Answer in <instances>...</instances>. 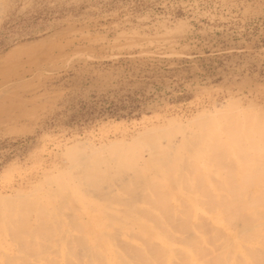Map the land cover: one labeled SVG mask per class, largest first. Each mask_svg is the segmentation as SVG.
<instances>
[{
	"label": "rangeland",
	"instance_id": "rangeland-1",
	"mask_svg": "<svg viewBox=\"0 0 264 264\" xmlns=\"http://www.w3.org/2000/svg\"><path fill=\"white\" fill-rule=\"evenodd\" d=\"M198 114L203 116L193 122ZM233 115L240 117L241 134L251 140H244L247 147L242 144L241 148L246 152L244 156L250 157L248 161L241 151V163L247 162L242 165L248 168L242 167L246 170L242 182L252 174L248 190L256 187L253 174L264 172V167L257 168L258 160L264 158L253 154L254 147L261 144L260 130L264 133V129L255 127L264 122V0H0L1 224L2 210H9L4 223L12 227L20 217L27 216L21 206H29V201L37 205L38 200L39 206L32 205L35 211L36 207L40 211V204L57 201L54 204L63 207L53 208V204L48 209L52 213L59 209L57 214L67 224H73L74 210L78 211L75 218L86 220L95 214L96 200H113L108 193L98 194L93 175L77 173L80 165H92L100 157L111 165L112 156L133 151L136 145L145 159L152 138L165 143L171 133L175 145L181 140L180 134L190 133V128L198 131L210 118L223 120ZM144 129L148 132L141 136ZM253 137L257 143L252 145ZM110 144L115 147L110 148ZM77 156V160H83L77 163L79 166ZM227 160L230 161L219 164L218 172L235 168L234 159L226 157ZM100 164L108 173L114 169L113 164ZM186 164L182 170L187 172L190 168ZM214 172L212 179L217 182ZM87 182L89 185L83 187ZM218 185L215 187L223 188ZM102 189H106L105 183ZM54 190H60L62 203L58 196L52 197L59 195L52 194ZM74 191L81 196L72 195ZM89 192L92 198L97 197L94 201L89 199L91 196L86 198ZM77 197L79 202L75 201ZM86 199L94 205L89 200L86 203ZM32 206L30 215L27 210L29 222L35 219ZM46 207L42 215L50 213ZM63 212L66 213L62 215ZM65 215L70 222L63 218ZM66 223L63 231L75 235ZM8 231L0 233L7 242L1 238L0 253L28 256L22 253L27 248L25 242L21 249V240L15 239V233V238L8 235ZM44 243L37 252L47 251ZM76 248L73 251L80 253V247ZM28 264H34V260Z\"/></svg>",
	"mask_w": 264,
	"mask_h": 264
},
{
	"label": "bare ground",
	"instance_id": "bare-ground-1",
	"mask_svg": "<svg viewBox=\"0 0 264 264\" xmlns=\"http://www.w3.org/2000/svg\"><path fill=\"white\" fill-rule=\"evenodd\" d=\"M237 115H233L226 119L224 118L223 120L210 118V121L207 123L204 122L205 124L202 127H198V131H194V129L190 128L188 130L190 133L180 134L181 140L175 145L172 144L171 133H168L169 136L167 135L168 138L170 137L169 139L165 136L166 140L163 141L165 143H161L154 137V139L152 138V141H150V144L148 143V145H150V150L147 152L148 156H146L147 158L145 159L142 158L143 154L141 155L142 151L138 148L139 145H136L134 150L128 153L120 152L121 154L119 155L115 154L110 158V160L113 161L112 164L114 168L111 173L100 168V163H104L106 167L112 166V164L109 165V160H103L104 157H100V159L97 160L99 164H97V161H95L96 163L93 161L94 164L92 165L86 164L79 166L77 163L80 164L79 162L83 160H77L81 155L79 157L77 156L76 165L79 166L76 170L77 173L79 175H93V179L97 181L96 188L94 189H97L100 195L110 194L113 200V202L111 201L112 204L110 201L108 203L107 201L102 202L101 200L100 202L96 200L95 206H97V208L95 210L92 208L94 212L96 211L95 214L89 212L90 215L92 214V217L87 214V219L90 217L88 220H82V218H80L82 221H79L78 217L75 218L76 210H74V215H72L74 218H72L74 221L77 219L79 222L75 221L77 223H74L71 218L73 224H67L65 219H61V214H57L59 211H56L59 209L53 213L48 209L49 205H53L57 201L48 205L40 204V211L37 210L39 207H36L35 211L32 205L36 204H31L28 199L29 203L27 202L28 204L26 203V205L29 206H21L22 209L24 208L23 210H26L25 215L27 216L25 218L27 221L24 217V219L20 217L18 222L12 218L13 222H17L15 226H12L13 229H11L12 227H9L8 224L6 225L4 223L8 220L6 214L9 210L5 209L8 210L7 213L2 210L4 212V217L2 218L4 219L1 220L3 225L1 222L0 225L3 231H0V233H5L9 229L11 231L13 230L18 238L13 237L14 233L11 232L12 235L9 231L8 235L21 240V242L18 243L21 249L27 246L24 251L22 249V253H28V256H21L18 251V255L13 253L14 255L12 254V256H7L8 254L6 255L2 252L0 254L6 255V258L1 255L0 262L2 264H28L34 260V264H264V172L261 173L263 170H260L259 173L253 174L255 178L254 185L256 187H249L254 188L252 191H249V188L247 190V187L250 185L248 181L250 177H252V174L249 175V179L244 178V183L242 182L243 177H245L243 171L246 172V170L242 168L244 167L242 164L247 162L241 163V155L243 154L244 156L246 153L243 152L244 150H241V148L242 144L246 145V143H243L244 140L246 142H251V140L248 139L249 136L246 137L242 135L243 133L241 134L240 117L238 118ZM197 116H203V114L194 116L193 122ZM259 118H257V120ZM245 123L248 124L249 122L246 121ZM200 124L202 125L203 122ZM250 124L251 123H249V125ZM172 125H174V123H172ZM174 126L177 128V125ZM174 126H170V128H174ZM255 127L258 130L264 129V122H259V125L256 124ZM156 128H158V126ZM162 128L164 129V127ZM179 128L180 126L178 129ZM191 129L193 131H191ZM150 131L152 132L153 130ZM260 131L264 134L263 130ZM143 132L146 133L148 130L142 131V133ZM178 132L177 130L176 133ZM144 133L140 135L142 136ZM250 133L248 132V134ZM258 134L260 135V133ZM262 134L259 137V140H261L260 146L254 147L257 152H252L259 159L264 158V137ZM154 136H157V134ZM160 136H158L160 139L164 138ZM246 139H248V141ZM252 140V145L255 144L254 141L257 143L255 138ZM194 143L195 146L193 145ZM110 145H112L110 148L115 147L113 144ZM196 145L201 146V148H197ZM248 145H250V143ZM246 147H243L245 151H247ZM144 148L146 147L144 146ZM125 150L127 149L122 151ZM241 151L243 152L242 154ZM111 153L114 154V152ZM226 157L228 159L229 157L234 159L235 163L233 164L235 168L220 173V169L219 172L217 171L220 166L219 164L222 161H224L225 164L230 161H225ZM244 157L247 159L249 155ZM96 159L97 158H95V160ZM90 160L91 159L88 158V161ZM258 162L257 168L262 169L264 167V160H258ZM184 163L189 164H186V166L188 165L190 168L187 172L184 169L182 170ZM74 165L75 162L73 163V166ZM253 166L254 168L256 167L255 164ZM246 169L248 168L246 167ZM212 171H217L216 173L214 172L217 182L212 179ZM247 171L251 172L250 168ZM69 176L71 177L70 174ZM69 176L64 177L69 178ZM52 181L55 182L54 179ZM52 181L48 182L49 185ZM245 181L247 184H245ZM60 182L62 183V181ZM83 182L79 184L82 185ZM63 183L61 185H63ZM104 183L106 189H102ZM217 184H219L218 186L220 187L222 185L223 188H216L215 186ZM242 184H245V186L242 187ZM85 185H89L88 182L84 184L83 187ZM251 185H253V181ZM74 186H76V184H74ZM202 186H204V188ZM244 187H246V189ZM72 190H69V192H72ZM59 191L57 190V193L54 190L55 193L53 192L52 194H59ZM65 191H62V194L63 196L67 194L68 197V190L66 189ZM75 192L76 191L71 194L78 195ZM79 192L81 191L79 190ZM90 193L91 192H89V194ZM91 194L86 198L91 196ZM30 196L32 195L30 194ZM50 196L52 195L49 194V197ZM80 196L81 195H78V197ZM52 197H57L58 201L60 199L63 200L62 197L60 198V194ZM69 197L68 199H70ZM78 197L75 201H77ZM90 198L94 201L97 197L95 196V198H92L91 196L89 199ZM2 199L4 200V197ZM2 199L1 202L3 203L4 201ZM74 199L75 198H73V201ZM89 199H86V203H88ZM61 200L60 202L62 203L63 201ZM67 201L65 200L66 203ZM71 201L69 200L68 203ZM80 201L82 200L80 199ZM77 202H79V200ZM4 204L7 205L8 203L6 204L5 202ZM38 204L39 200L37 205ZM73 204L74 207H77L76 203ZM18 205L16 207H18ZM57 205L53 208H56ZM66 205L65 207H67ZM31 206L35 212V219L29 222L27 210L30 215L32 210ZM58 206L61 207L62 205ZM86 206L88 209V204H86L85 207ZM45 207L50 213L48 212L49 214H46L44 212V215H42V210ZM83 207L82 209H84ZM70 208L73 209L72 206ZM65 209L64 211H67V208ZM13 210L10 212L14 213ZM79 210V213L84 214L82 211L85 209L82 211L81 209ZM16 211L15 214L17 213ZM19 212L22 213L21 215L23 216L24 213L21 211ZM19 212L16 215L18 218ZM12 213L10 214L11 216ZM65 213L63 212L62 215ZM76 213H78V211ZM45 214L48 215V218H46L47 216ZM31 216L29 218H31ZM67 216L65 215L63 218L65 217L69 220ZM32 218L34 217L32 216ZM64 222L72 226H70V230H75V235L72 233L73 236H70V232L67 231L66 234V231H63L65 230V228H63ZM6 227H9V229L5 230ZM51 227L53 231H50L52 229ZM54 230H58L59 233L64 232L66 235H62V233L57 234L56 232L55 235L53 234ZM25 231L28 232L25 233ZM4 233L3 235L7 234ZM49 233L57 237L53 238ZM1 238H3L2 234L0 239ZM4 239L5 238H3V240ZM3 240L1 239L0 242ZM5 240L3 242L7 244ZM22 242L23 246L21 247ZM41 243H44L47 249L46 252L43 251V249L42 253L37 252L40 251L38 250L40 248L37 247H40ZM2 246L4 247V245ZM76 247H80L81 250H79L80 253L76 251L78 254L73 251ZM48 248H50L49 251ZM27 249L29 251H27Z\"/></svg>",
	"mask_w": 264,
	"mask_h": 264
}]
</instances>
